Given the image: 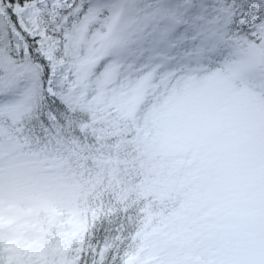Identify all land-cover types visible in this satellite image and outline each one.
<instances>
[{
	"label": "snow or ice",
	"instance_id": "6c2138e0",
	"mask_svg": "<svg viewBox=\"0 0 264 264\" xmlns=\"http://www.w3.org/2000/svg\"><path fill=\"white\" fill-rule=\"evenodd\" d=\"M0 264H264V0H0Z\"/></svg>",
	"mask_w": 264,
	"mask_h": 264
}]
</instances>
